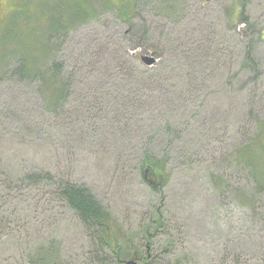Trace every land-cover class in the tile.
I'll use <instances>...</instances> for the list:
<instances>
[{
  "label": "rangeland",
  "instance_id": "obj_1",
  "mask_svg": "<svg viewBox=\"0 0 264 264\" xmlns=\"http://www.w3.org/2000/svg\"><path fill=\"white\" fill-rule=\"evenodd\" d=\"M60 1L89 15L50 41L39 75H17L5 24ZM263 121L264 0H0V264L49 247L58 264H264ZM58 181L107 211L111 247Z\"/></svg>",
  "mask_w": 264,
  "mask_h": 264
},
{
  "label": "trees",
  "instance_id": "obj_2",
  "mask_svg": "<svg viewBox=\"0 0 264 264\" xmlns=\"http://www.w3.org/2000/svg\"><path fill=\"white\" fill-rule=\"evenodd\" d=\"M48 9L45 16L43 13L39 16H29L26 13H15V11L5 24L7 28L5 27L6 31L2 41L4 45L6 42L15 45V54L19 56L15 72L19 76L34 78L39 75L44 64L47 63L48 56L53 51L50 41L58 38L59 45L61 43L60 38L74 26V23L89 15L83 5L73 6L64 4L62 1H60V4H56L55 7ZM29 18H32V21H28ZM54 70L58 72L55 67ZM56 80L57 75H48L43 80V84L50 90L49 100L54 105H57L64 95L63 87L58 86ZM258 126L259 132L253 144L256 145L257 151L264 156V121L259 123ZM146 167H148L149 174L159 172L155 169L156 165L146 162L143 166V176H145L144 169ZM36 176L38 179L53 180V176L49 173ZM146 182L148 181L146 180ZM55 191L62 201L77 214L88 232H91L92 235L94 233L96 236L98 234L100 236L99 232L102 233L100 248L111 247L114 236L110 231V216L89 190L69 181H58L55 185ZM47 249L38 259L39 263L58 264V255H47L51 248ZM115 258L118 263L119 255L116 254ZM97 261L101 263V259Z\"/></svg>",
  "mask_w": 264,
  "mask_h": 264
},
{
  "label": "flooded vegetation",
  "instance_id": "obj_3",
  "mask_svg": "<svg viewBox=\"0 0 264 264\" xmlns=\"http://www.w3.org/2000/svg\"><path fill=\"white\" fill-rule=\"evenodd\" d=\"M148 180L151 185H155L157 182H159V177L156 176L155 174H151V176H148ZM146 259L148 260V258ZM146 259H142L141 261H139L138 259H134V258L130 260L119 258L118 264H126V262H130L129 264H150L149 262L145 261Z\"/></svg>",
  "mask_w": 264,
  "mask_h": 264
},
{
  "label": "water",
  "instance_id": "obj_4",
  "mask_svg": "<svg viewBox=\"0 0 264 264\" xmlns=\"http://www.w3.org/2000/svg\"><path fill=\"white\" fill-rule=\"evenodd\" d=\"M140 58H141V60L146 64V65H149V66H151L152 64H154L155 63V59H154V57H151V56H149V55H140ZM161 184V181H160V183H158L157 185H160ZM130 262H126V264H129Z\"/></svg>",
  "mask_w": 264,
  "mask_h": 264
}]
</instances>
